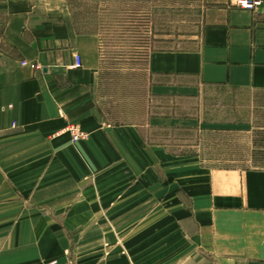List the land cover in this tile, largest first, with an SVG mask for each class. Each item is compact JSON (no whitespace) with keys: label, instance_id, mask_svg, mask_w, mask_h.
Returning a JSON list of instances; mask_svg holds the SVG:
<instances>
[{"label":"crops","instance_id":"1","mask_svg":"<svg viewBox=\"0 0 264 264\" xmlns=\"http://www.w3.org/2000/svg\"><path fill=\"white\" fill-rule=\"evenodd\" d=\"M210 2L194 48L147 56L152 98L264 90V6ZM37 12L13 5L0 26V264H264V168L166 154L139 87L126 100L90 34ZM169 108L148 128L186 121Z\"/></svg>","mask_w":264,"mask_h":264},{"label":"rangeland","instance_id":"2","mask_svg":"<svg viewBox=\"0 0 264 264\" xmlns=\"http://www.w3.org/2000/svg\"><path fill=\"white\" fill-rule=\"evenodd\" d=\"M13 5H30L51 22H70L78 33L90 34L109 86L123 88L129 101L139 87L137 117L147 140L158 142L166 154L192 156L212 170L264 168V90L203 86L197 95H174L166 105L147 88V56L153 50L194 48L210 0H0V26L10 20L3 12ZM170 105L176 118L186 121L148 128V117L169 113Z\"/></svg>","mask_w":264,"mask_h":264},{"label":"built area","instance_id":"3","mask_svg":"<svg viewBox=\"0 0 264 264\" xmlns=\"http://www.w3.org/2000/svg\"><path fill=\"white\" fill-rule=\"evenodd\" d=\"M233 2L235 6L237 5L238 7L249 11L250 10L257 11L264 6V0H233ZM73 59H74V62L72 63L73 67H80L82 65V59H80V56L78 54H74ZM68 131L71 132V140L73 141H77L85 137V133H83L74 125H71ZM46 264H68V263L65 262L59 263L58 261L54 260Z\"/></svg>","mask_w":264,"mask_h":264}]
</instances>
